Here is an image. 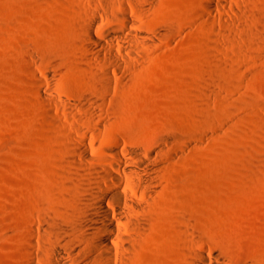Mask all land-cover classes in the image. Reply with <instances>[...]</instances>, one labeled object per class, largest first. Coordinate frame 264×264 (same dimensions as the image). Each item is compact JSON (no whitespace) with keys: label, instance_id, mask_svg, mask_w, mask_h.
Instances as JSON below:
<instances>
[{"label":"rangeland","instance_id":"1","mask_svg":"<svg viewBox=\"0 0 264 264\" xmlns=\"http://www.w3.org/2000/svg\"><path fill=\"white\" fill-rule=\"evenodd\" d=\"M221 2L0 0V264H44L30 220L43 204L59 209L55 182L76 192L70 135L86 134L105 159L115 139L156 148L165 132L179 136L168 146L178 157L129 264L214 251L225 264H264V0H228L241 8L232 17L201 8ZM84 24L131 65L108 61ZM107 66L109 91L98 78Z\"/></svg>","mask_w":264,"mask_h":264},{"label":"bare ground","instance_id":"2","mask_svg":"<svg viewBox=\"0 0 264 264\" xmlns=\"http://www.w3.org/2000/svg\"><path fill=\"white\" fill-rule=\"evenodd\" d=\"M221 1L220 6L207 4L201 8L212 17L216 11L232 17L228 9L233 8L232 12L241 9L239 5L228 4V0ZM124 16L127 17L126 11ZM126 20L129 21L128 18ZM93 28V25L84 24L86 38L104 51L108 61L119 66L131 65L122 62L103 38L94 36ZM141 40H148L146 45H151L157 39L142 37ZM94 60L98 66L101 65V57L96 56ZM109 70L112 66L104 68V74L98 77L108 91L112 88ZM39 97L46 100L42 94ZM83 100L98 107L105 103L89 94L84 95ZM96 117L102 118L103 115L90 116ZM56 121L59 122L58 118ZM100 132V128L91 129L92 134ZM69 139L75 144L69 154L70 160L75 167L76 178H81V181L71 180L76 183V192L55 182L52 188L62 195L55 198L59 209L52 212L43 204L40 206L43 214L39 219L30 220L34 229L29 232V237L38 243L34 246L35 254L42 256L44 264H129L158 223L156 206L161 192L158 182L170 171L172 159L178 157L177 153L173 158L168 155V146L172 142L178 143L179 136L173 132L161 134L156 148L123 145L122 140L115 139L114 147L105 150L108 156L105 159L93 155L95 147L86 134L80 139L70 135ZM64 176L59 173L56 177L61 180ZM37 190L45 193L40 186ZM211 257L212 260L202 254H194L190 264H225L220 261V253L214 251ZM30 264L36 262L31 261Z\"/></svg>","mask_w":264,"mask_h":264}]
</instances>
